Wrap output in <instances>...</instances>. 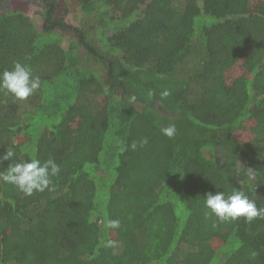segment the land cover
I'll use <instances>...</instances> for the list:
<instances>
[{
  "label": "trees",
  "instance_id": "trees-1",
  "mask_svg": "<svg viewBox=\"0 0 264 264\" xmlns=\"http://www.w3.org/2000/svg\"><path fill=\"white\" fill-rule=\"evenodd\" d=\"M72 1L0 0V264H264V0Z\"/></svg>",
  "mask_w": 264,
  "mask_h": 264
},
{
  "label": "rangeland",
  "instance_id": "rangeland-1",
  "mask_svg": "<svg viewBox=\"0 0 264 264\" xmlns=\"http://www.w3.org/2000/svg\"><path fill=\"white\" fill-rule=\"evenodd\" d=\"M42 4L43 3L41 2V0H12V3H9V5L11 6L10 8L26 12L30 17L35 19V21L40 27L43 26V19L42 16L39 14V11H41L43 7ZM60 4L61 7L58 10V15L60 17H65L71 24L83 27V29L88 28V26H90V24H86V27L84 25V21H86L87 19L81 11V6L74 3L72 0H67L66 2L64 0H60ZM67 7L69 8V11H67ZM72 38H74V34H72L71 32H67L63 37V42L67 44V39ZM101 99H97L98 102L93 107L95 111L99 110V108H102L104 106V102ZM247 136L248 135H243L242 133L239 134V137L245 140L249 138H247ZM206 154L208 156H213L210 150H207Z\"/></svg>",
  "mask_w": 264,
  "mask_h": 264
},
{
  "label": "flooded vegetation",
  "instance_id": "flooded-vegetation-1",
  "mask_svg": "<svg viewBox=\"0 0 264 264\" xmlns=\"http://www.w3.org/2000/svg\"><path fill=\"white\" fill-rule=\"evenodd\" d=\"M4 1H7V5H9V3L11 4L12 3V0H4ZM17 1V0H16ZM10 6V5H9ZM11 7V6H10Z\"/></svg>",
  "mask_w": 264,
  "mask_h": 264
}]
</instances>
